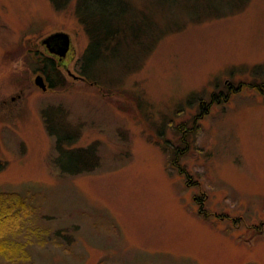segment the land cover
I'll return each mask as SVG.
<instances>
[{
    "label": "rangeland",
    "instance_id": "rangeland-1",
    "mask_svg": "<svg viewBox=\"0 0 264 264\" xmlns=\"http://www.w3.org/2000/svg\"><path fill=\"white\" fill-rule=\"evenodd\" d=\"M77 1L59 12L49 0H0V193L34 194L38 224L65 247H31L32 264H264V96L247 89L213 107L180 159L186 173L170 163L174 127L200 112L188 96L210 102L226 82L264 81V0H143L131 11L143 9L153 33L89 67L104 91L78 74L89 39ZM57 33L72 46L61 62L42 45ZM45 57L67 89H49ZM49 106L80 132L74 147L97 146L95 170L61 171Z\"/></svg>",
    "mask_w": 264,
    "mask_h": 264
},
{
    "label": "trees",
    "instance_id": "trees-1",
    "mask_svg": "<svg viewBox=\"0 0 264 264\" xmlns=\"http://www.w3.org/2000/svg\"><path fill=\"white\" fill-rule=\"evenodd\" d=\"M49 1L55 10L59 12L68 10L71 5V0ZM142 1H77L75 14L89 39V45L78 63V74L84 83L99 87L100 90L104 91L105 88L101 85L104 80L92 73L89 67L99 63L107 64L114 60L120 61L124 54V48L129 44L128 41H133V33L137 35H151L153 33L155 24L147 19L144 10H138L136 14L131 11L133 6H143ZM154 1L160 6H165L176 3L178 0ZM160 11L162 12L161 9ZM133 27H137L136 31L129 32ZM161 31L163 32V29ZM37 58L40 59L38 53ZM41 60H38L43 65L41 73L46 77L49 89L55 92L67 89L69 85L61 74L56 61L50 57ZM247 89L264 96V81L250 83L241 81L238 87L226 82V91L213 93L210 102L199 99L200 95L191 94L188 96V105L193 104L194 101H199L200 112L193 118L191 124L185 122L174 127L173 132L180 135L181 139L179 147L171 148L175 157L171 159L170 163L177 168L179 173H186L180 159L186 156L191 146L190 137L199 133L200 121L211 113L213 107L228 103L233 96ZM105 92L106 94H118L119 96L122 93L121 91L112 93L107 90ZM42 116L48 134L56 139L59 151L57 164L61 171L68 175H76L95 170V167L100 163L98 148L93 144L87 147H74L75 142L80 138V132H73L70 116L65 109L49 106L42 111ZM92 159L94 162L91 161ZM197 201L204 205L201 202L202 198H198ZM35 203L36 197L32 193H0V262L2 264H32L33 253L31 247L33 246L44 248L52 244L58 248H65L61 242L50 238L51 232L48 228L38 224L36 219L38 208Z\"/></svg>",
    "mask_w": 264,
    "mask_h": 264
},
{
    "label": "water",
    "instance_id": "water-1",
    "mask_svg": "<svg viewBox=\"0 0 264 264\" xmlns=\"http://www.w3.org/2000/svg\"><path fill=\"white\" fill-rule=\"evenodd\" d=\"M60 43V44H59ZM71 40L66 34H53L42 41V45L46 47L49 53L58 56L60 60L67 56L70 49ZM71 75V74H70ZM78 79L77 76H73ZM36 86H38L42 91H47L48 87L45 83L43 76H38L35 80Z\"/></svg>",
    "mask_w": 264,
    "mask_h": 264
},
{
    "label": "flooded vegetation",
    "instance_id": "flooded-vegetation-1",
    "mask_svg": "<svg viewBox=\"0 0 264 264\" xmlns=\"http://www.w3.org/2000/svg\"><path fill=\"white\" fill-rule=\"evenodd\" d=\"M60 44V43H59ZM71 49H72V46H71V44H70V49H69V52L67 53V55L71 52ZM47 50V49H46ZM53 55V54H52ZM55 56V55H54ZM56 58H58V60H59V62H61L62 60H60V58L59 57H57L56 56Z\"/></svg>",
    "mask_w": 264,
    "mask_h": 264
}]
</instances>
